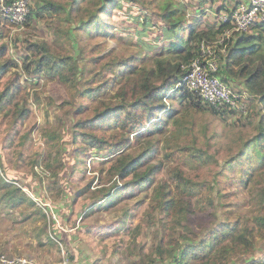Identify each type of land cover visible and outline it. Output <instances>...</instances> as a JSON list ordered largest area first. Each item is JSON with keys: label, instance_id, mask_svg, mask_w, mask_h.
Wrapping results in <instances>:
<instances>
[{"label": "trees", "instance_id": "1", "mask_svg": "<svg viewBox=\"0 0 264 264\" xmlns=\"http://www.w3.org/2000/svg\"><path fill=\"white\" fill-rule=\"evenodd\" d=\"M122 1L142 6L157 15L165 29V38L171 40L165 45L167 55H156L150 60L145 58L139 63L141 54L138 49L127 55L110 49L103 56L93 57L95 65L90 76H87L86 67L82 65L83 49L80 46L73 45L74 52H71L64 47L52 45L45 39L26 36L25 49L28 53L19 64L7 55L6 44L0 43V111H3V116L11 112L5 139L11 137L14 140L13 136L19 133V126L30 111L27 103L22 100L27 93L20 81L22 70L31 77L41 75L57 79L68 87L69 98L80 99L86 96L97 99L91 116L80 117L75 124L76 130L71 138L77 160L74 168H81L83 155L88 147L98 151L107 150L109 154L115 153V158L106 173L99 176L101 182L110 180L111 183H103L91 190L90 181L77 190V199L87 191H90L88 197H92L91 202L86 205L84 201L87 196L81 200V210H86L85 216L100 210L102 206L110 208L118 204L129 183L138 188L153 183L156 174L165 165L163 158L158 157L160 147H164V158L171 157L173 153L167 145L170 141L175 142L174 149L182 150L199 168L217 163L221 169L225 166L233 168L237 163H247L248 167L243 171L241 169L239 173L258 204V210L253 215L238 217L232 221L229 211L224 210L220 219L217 208L221 202L216 195L222 189L219 180L215 176L208 180L199 173L186 171L176 163L167 166L165 178L157 179L151 185L143 215L128 231L133 235L128 244V252L138 256L129 264H242L238 262L237 256L254 251L255 240L264 238V185H257L256 179L253 180L252 169L249 170L252 158L250 151L254 147L259 152V157L256 158L257 172L264 179V115L255 124L258 133L241 141L234 153L219 162L216 153L210 152L211 144L207 140L199 141L195 128L201 125L206 131L207 115H223V112L214 109L193 91L176 89L169 92L183 72L181 65L195 55L200 41L203 38H213L223 26H199L200 22L196 18L187 24L184 6L181 7V4L172 0H164L163 3L159 0H35L33 3L30 1V12L24 25L27 27L35 18L43 17L44 13L55 15L69 23V26L64 27L66 29L57 27L56 31L66 33L71 43L75 29H88L93 25L96 31L104 33L110 21L105 16L108 17L110 9ZM185 26L189 30L186 38L180 35ZM8 32L7 28L0 26V34ZM11 68L15 69L7 74ZM218 73L234 89L247 90L257 95L264 110V23L252 24L248 32L233 35ZM177 93L178 98L174 100ZM165 95L171 96L170 101L164 99ZM36 98H39L38 93ZM251 106L252 110L257 108V102H253ZM86 107L79 103L77 109L83 110ZM250 113L252 112L247 113L248 118ZM168 123L173 129H170ZM29 131L30 128L21 132L22 137H27ZM49 131L50 128L43 129L41 136L45 145L53 149L61 142L62 135ZM141 132L144 134L142 139ZM133 138L139 142L138 147L125 151ZM78 139L88 146L80 144ZM69 148L70 144L64 149ZM50 156L51 153H48L43 156L42 161L38 158L31 160L32 175L38 176L34 166L40 162L44 169L52 168L54 158ZM3 164L0 156V180L3 182L1 199L9 205L24 201L34 204L33 198L23 190V185L10 178L7 172L4 173ZM50 174L57 176L54 168ZM39 179L42 181V177ZM120 181L123 182L118 186ZM55 185H58L59 192H65L58 181H53L47 187L50 189ZM42 187L40 182V188ZM34 192L37 196L40 195L39 192ZM193 198L213 215L212 226L194 229L190 222V215L194 212ZM68 206L70 208L71 203ZM41 214L44 218L49 216L42 210ZM122 214L125 222V215H132L133 212L129 213V210L123 208ZM143 218L146 220L145 224L141 221ZM152 226L148 240L146 227ZM115 229L116 227L111 231ZM51 230L54 235H47V244L58 243L56 230ZM189 231L193 232L194 237L189 236ZM37 235L38 244L44 245L39 233ZM123 242V237L118 238L112 246L113 253L119 251ZM258 259L260 264H264V257Z\"/></svg>", "mask_w": 264, "mask_h": 264}, {"label": "rangeland", "instance_id": "2", "mask_svg": "<svg viewBox=\"0 0 264 264\" xmlns=\"http://www.w3.org/2000/svg\"><path fill=\"white\" fill-rule=\"evenodd\" d=\"M30 1L33 3L35 0ZM159 1L160 3L164 2V0ZM172 1L178 5L181 4V7L184 6V13H187V17L191 18L190 21L196 18L200 22L199 26L202 24L214 25L213 18H217L216 13L219 15L220 10H228L224 0ZM197 7L205 8V13L196 16L199 13L195 12H200V9H196ZM143 8L123 1L117 3L110 9V15L105 16V18H110V21L109 25H106L104 33L96 31L93 25L89 26L88 29L79 28L78 31L75 29L72 33L74 39H70L71 43L66 33L56 31L57 27L66 29L64 27L69 26V23L60 20L55 15L44 13L43 17L35 18L29 23L30 25L27 27L23 25L20 28H16L7 21H1L0 26L7 28L9 32L0 34V43L6 44L7 55L19 64L28 53L25 49L26 36L45 39L52 45L64 47L71 52H74L75 47L72 48L73 45L80 46L83 49L82 65L86 67V75L90 76L95 65L93 57L103 56L110 49L125 55L132 53L134 49H138L141 54L139 63L145 58L150 60L156 55H167L168 50L165 45L171 40L165 38V29H163L157 15L151 10ZM180 35L186 38L188 27L182 28ZM14 69L11 68L7 74ZM20 81L27 92L22 100L27 103L30 111L21 122L19 133L14 135L15 137L13 136V141L11 137L5 139L11 112L3 116V111H0V156L4 161V173L7 172L10 174V178L16 179L18 184L23 185V190L29 197L33 198L35 203L28 204L24 201L14 205L7 204L5 200L1 199L3 182L0 180V254L28 256L38 264L131 263L138 256L128 252V244L133 237L132 233L128 231L140 221L151 185L157 179L165 178L169 164L177 163L188 172L199 173L208 180L215 176L219 180L222 189L216 195L221 202L217 208L220 219L224 210L229 211L228 215L232 221L238 217L244 218L257 212L258 204L239 173L241 169L243 171L248 167L247 163H237L233 168L225 166L221 169L219 163L208 164L199 168L185 156L182 150L174 149L176 144L174 141H170L167 145L173 153L171 157L164 158V147L163 145L160 147L158 157L163 158L165 165L156 174V180L153 183L142 188L129 183L122 193L123 199L118 204L112 205L110 208L102 206L100 210L85 216L86 210H81V200L87 196L84 201L86 205L91 202L92 197H88L90 191H87L77 199L79 196L78 194L76 197L77 190L86 186L90 181L91 190L95 189L96 186L103 185V183H111L110 180L101 182L99 176L106 173V169L115 158V153L109 154L107 150L98 151L88 147V151L83 155L81 168H74V163L77 160L74 156L71 138L76 130L75 124L80 117L91 116L93 104L97 99L86 96L80 97V99L69 98L68 87L57 79L41 75L31 77L22 70H20ZM36 93H38L39 98H36ZM170 97L165 95L164 99L170 101ZM177 98L178 93L174 96V100ZM79 103L87 107L78 110ZM250 109L249 111L252 112L250 118L247 114H211V116L207 115L206 121L203 120L208 126L206 131L202 129L201 125L196 126L199 141L205 142L207 140L211 144L210 152L216 153L219 162L234 153L241 141L258 133L255 124H257L259 117L264 115V110L258 107L253 109L255 111ZM168 126L173 129L170 123ZM28 128H30L29 135L22 137L21 132ZM45 128H50V133L56 131L62 135L61 142L59 141L53 149L45 145L41 136V131ZM143 136L144 134L141 132V139ZM78 141L80 144L88 146L86 142L79 139ZM138 143L133 138L125 151L135 150ZM69 144L70 148L64 149ZM262 151L264 152V147ZM48 153H51L50 158H54L52 168L44 169L41 162L34 166L38 176L42 177L41 181L37 175H32L31 160L38 158L42 161L43 156ZM250 155L252 158L249 170L252 169L253 180L256 179L257 185H264L263 176L257 172L258 150L254 147L251 148ZM55 157H57L56 160ZM53 168L56 170L57 176L50 174ZM244 174L246 175V173ZM53 181L61 182L67 194L59 192L58 185L49 189L47 185L53 184ZM40 182H42V188H40ZM121 182L123 181H120L118 186H121ZM34 191L39 192L40 195L37 196ZM70 195H72L71 198ZM69 203H71L70 208ZM193 203L194 212L190 215V222L194 229L198 230L207 225L212 226L214 224L212 222L213 215L210 211L202 208L195 198H193ZM123 208L129 210V213L133 212L132 215H125V222L122 220L124 217ZM41 210L49 215L50 220L44 218ZM141 221L143 224L146 223L145 218ZM114 227L116 229L111 231ZM51 228L56 230L59 244L57 242L47 244V235L53 234ZM152 229L153 226L146 227L148 240L151 237L149 231ZM38 233L43 239L44 245L38 244ZM188 234L194 237L192 231H189ZM121 237H123L124 242L119 251L113 253L112 246ZM254 247V251L237 256L238 262L243 263L249 260V264H260L258 258L264 257V238H257Z\"/></svg>", "mask_w": 264, "mask_h": 264}, {"label": "built area", "instance_id": "3", "mask_svg": "<svg viewBox=\"0 0 264 264\" xmlns=\"http://www.w3.org/2000/svg\"><path fill=\"white\" fill-rule=\"evenodd\" d=\"M224 3L228 10H220L217 18H213L214 24L223 28L213 38L200 41L195 55L181 65L183 72L169 92L193 91L223 115H246L252 100L258 96L234 89L218 71L233 35L248 32L252 24L264 23V0H224ZM29 12L30 0H0V21H7L16 28L24 25ZM0 264L38 263L24 255L0 254Z\"/></svg>", "mask_w": 264, "mask_h": 264}, {"label": "crops", "instance_id": "4", "mask_svg": "<svg viewBox=\"0 0 264 264\" xmlns=\"http://www.w3.org/2000/svg\"><path fill=\"white\" fill-rule=\"evenodd\" d=\"M199 6V5H198ZM196 9H200L199 7H197ZM197 11H199V10H197ZM195 12V11H194ZM195 13H199L198 15H196V16H199V15H201L200 13H205V8H201L200 9V12H195ZM185 15H186V19H187V24L190 22V19L191 18H189V16L187 17V13H185ZM186 27V26H185ZM189 31V30H188ZM253 102H257V106H258V108H261L262 109V104H261V101H260V98L258 97V98H254L253 100H252V103Z\"/></svg>", "mask_w": 264, "mask_h": 264}]
</instances>
